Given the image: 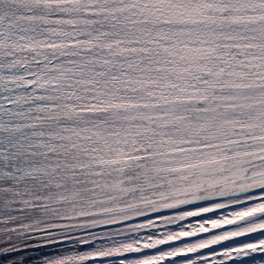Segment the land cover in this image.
I'll return each instance as SVG.
<instances>
[{"label": "snow or ice", "instance_id": "obj_1", "mask_svg": "<svg viewBox=\"0 0 264 264\" xmlns=\"http://www.w3.org/2000/svg\"><path fill=\"white\" fill-rule=\"evenodd\" d=\"M0 264H264V0H0Z\"/></svg>", "mask_w": 264, "mask_h": 264}]
</instances>
